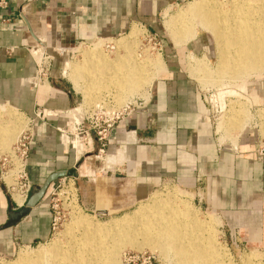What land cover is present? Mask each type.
Wrapping results in <instances>:
<instances>
[{"label":"crops","instance_id":"1","mask_svg":"<svg viewBox=\"0 0 264 264\" xmlns=\"http://www.w3.org/2000/svg\"><path fill=\"white\" fill-rule=\"evenodd\" d=\"M181 1L5 0L6 5L0 6V105L33 119L39 130L26 167L32 188L78 161L73 151L64 153L59 137L69 130L79 107L75 109L77 89L70 79L72 87L64 83L58 59L47 81L35 89L29 86L35 69L31 54L38 56L40 45L57 56L84 43L112 39L130 31L133 24L156 19L161 9ZM174 58L169 56L149 98L109 130L103 149L109 168L96 173L81 164L76 170L73 182L81 205L105 212L97 208L101 193L109 199L103 206L110 208L116 205L110 197L114 191L137 196L157 179L172 177L189 189L203 191L204 204L222 216L229 240L264 250V161L253 154L254 133L243 129L234 144L219 143L204 96ZM249 90L263 101L264 79ZM38 109L39 119L35 117ZM46 112L57 115L46 118ZM93 147L96 151L99 143L90 133L85 148ZM90 176L94 179H87ZM53 185L25 218L0 230V253L12 255L19 244L34 245L49 238L51 215L46 199ZM13 206L0 184V226L9 210L17 211Z\"/></svg>","mask_w":264,"mask_h":264},{"label":"rangeland","instance_id":"2","mask_svg":"<svg viewBox=\"0 0 264 264\" xmlns=\"http://www.w3.org/2000/svg\"><path fill=\"white\" fill-rule=\"evenodd\" d=\"M200 1L201 0H184L177 3H171L161 9L159 15L156 16V19H151L146 24H133L135 26H133L132 28L136 29L137 33H135L133 37H131L133 39L130 38L129 46L130 51L133 52L134 58L141 62L142 59L146 60L147 57H152L154 59L159 55L162 61V69H156L155 67H153V63H148V65L146 64L144 66L145 73L148 75L146 79H150V81H152V85L150 84V86H148V89L144 88L146 85H143L141 88L135 90L134 92H130L127 90L125 91V89L122 91V89L114 87L116 85H113L114 81L109 77L113 74L112 66L114 67L115 65V67H117L119 61L126 56V51L123 50V47L119 46L117 48V46H114L111 42L125 37V35H128L131 30L119 34L116 37H113L112 39L101 38L100 40L95 41L94 43H84L82 45H78L75 48L69 49L70 52L63 53L62 55L56 56L52 54L54 60L50 63L47 73L49 74L53 63L56 61V59H58V67L60 68V70H63L64 73V83H68L66 85H69L70 87L72 86L70 84L69 79L71 78V76L76 75L74 69L78 68L81 65H84L87 62H90L89 59H93L92 61H94L96 65L107 64L111 66L113 64L111 66V69H109V66L107 65H101V68L104 70H102L100 73L83 71L80 75L74 77V80L76 81L75 83L78 85L77 88H79V90H77L78 101L77 105L75 106V109L79 107V111L77 113L73 112L72 117L74 118L71 119V121L73 122V120H75L77 123L80 122V120L87 118L89 122H94L108 114L110 115L112 111L119 113L126 106H128V108L130 109L135 110L136 107H139L149 98L150 90L153 84L157 79L162 76V72L168 65L167 60L172 54L175 56L174 60L176 61V63L179 62L178 64L181 66L185 75L193 83H195V85L201 91L205 100L208 101L209 96H212L211 106L212 104L215 105L212 106V110L208 109V119L213 132H215L216 128L217 136L215 135V138L218 137L220 143H224L226 145H231L232 143L234 144L236 139L235 137H237V135L243 129H247L246 127L251 126V124L248 123H250L253 118V106H255V125H258V127H260L259 134L264 139V129L262 128L261 123L257 122L258 120L264 119V100L261 101V99H259L256 94L252 93V91L249 90L251 84L256 81H260L261 79H264V72H262L263 74L261 73L262 75H256L248 79H237L233 77V75L226 73H218L220 76L219 77L215 71V66L219 50L218 48L220 47L217 46V43L212 34L202 29L198 19L193 20L189 23V25L180 24L176 21L178 20V16L185 15L187 13L190 4H196ZM220 1L223 4L226 3L228 0ZM241 1L255 6L260 5L258 0ZM166 22L170 24L176 23L179 29L183 30L182 33L186 34L183 43H176L172 40L171 35H169L168 32L165 30ZM196 23H198L199 25ZM199 27H201V29ZM96 42H103V44L101 43L100 54H98L97 51L94 50L93 45ZM49 54L51 53L49 52ZM35 58H37V56H35ZM103 58L109 63L103 61ZM189 62L193 63L195 66L196 64H198V67L190 69ZM206 75L207 77H205ZM211 76L214 78H212ZM227 78L230 79L228 80ZM113 79L116 80L117 78L113 77ZM236 80L238 81L236 82ZM83 92H85L87 95H84ZM127 99H131V101H129L128 104H125V101ZM100 105L102 108L98 111L96 107ZM241 105H243V107L240 108ZM244 107L245 110L243 109ZM12 109L13 108L8 105L0 106V131L2 129H10L11 127L13 129L15 128V136H13L12 140L7 143L8 145L5 147V149L1 148L0 146V153H4L9 150L10 146L14 143L17 135L25 125L24 115L20 114L14 109L13 111ZM229 110L234 111L235 113L230 112ZM238 110H240L241 112ZM9 111L15 114L19 118V120H21V124L19 125V127L15 126L16 124H13V122H11V119L8 116ZM231 113H234L236 116L232 115ZM257 117L259 119H257ZM226 118H229L230 120ZM225 119L229 121H226ZM242 123L245 126H242ZM221 128H224V130L219 132V129ZM4 133L5 137H7L6 131ZM1 140L3 139L0 135V143ZM77 141L80 142V144L82 145V153L80 154H78L77 150L74 149V145ZM68 142L72 144L73 150L69 145H67V148L64 150V152H66L65 154L68 155L70 152L73 151L77 160L81 159V164L89 172H91L92 170H96V173H98L97 170L100 168H109V163L108 161L106 162L105 153H98V149L95 151L94 147L86 149L85 142L82 140V138L73 134L72 138L68 139ZM261 161H264V158ZM87 179L94 178L90 176ZM57 181L49 190L46 199L51 219L53 217H57L60 219L57 229L53 232L51 231L49 238L43 243L34 245L19 244L12 255H5L3 253H0V264H6L8 262L17 260L20 256V253L29 256L39 248H50L54 239L58 237H60V243H63L62 246H64L67 240L66 237H68L65 235V233L72 224L71 216L73 215V213H79V216H84L87 219L89 218L88 220L95 223L97 222L98 224H108L113 219H117L122 216L129 217L134 214H137L139 209H147L146 211H151L153 205L160 208L162 204L165 205L164 202L167 205L173 203L172 205H177V207L179 208L182 205L184 206V208L188 207L189 209H191V213L195 216V218H197L198 221L204 224L206 223L207 225L205 226H208L207 233L209 234L208 236V234L206 233L207 236H211V240H213L214 244L217 245V247L215 246V248L218 249L217 251H220V253L223 252L227 255V258L230 259V264H244V259L247 257L251 259V264L264 263V250L256 249L255 247L251 246H239L238 244L234 243L233 240H229L227 238L226 226L222 216L218 212L210 209L206 204H204L202 196L203 191L197 192L194 189H189L187 184H182L181 182H178L172 177H161L157 179L155 184L150 187L147 192L139 193V195L137 196L133 193L130 195L128 192L125 193L122 191H114L110 197L112 199V203H116V205H111L112 207L110 208H108V205L105 207L103 206L105 205V203L107 204L109 199H107V197H105L101 193L99 196H97V208L105 209V212H98L92 207L82 206L80 202L81 199L79 198V192L77 191V189L76 192L72 190L73 188H70V190H68L69 192L66 189L61 190L58 186ZM0 184L3 187L5 197L10 202H12V200L14 199V193L10 191V189H6V187L4 186L3 179L1 177ZM30 193L31 191L29 192L28 197ZM65 194L71 196V202L69 204L65 202ZM129 200H131L130 203ZM170 201L172 202L170 203ZM123 202L125 204H123L122 206H118ZM180 203L182 204L180 205ZM51 205H54L55 209L53 211L51 210ZM148 207H151V209H149ZM13 208L15 207L13 206ZM210 219L212 222L210 221ZM146 237L147 236L142 237L141 235H134L126 244H122L124 245L123 247L122 245H119L122 248H119V250H117L119 251L118 254L114 250V253L118 256H116V258L118 259V264H124L123 258H125V262L130 263V261L135 259L134 257H136L138 253H146L145 257H151V264H173L167 260L170 257L164 259L159 256L158 250L154 249L155 247L153 248L151 244L150 246H148V248H146L149 244L148 242H145V240L147 239ZM131 241L132 243L139 244L141 246L144 242L146 245H143L144 247L142 246L143 249L141 251H136L135 249L130 248L132 247L130 246ZM149 247H152L153 250H151ZM254 254L257 256L256 259L255 257H253ZM123 255H125V257Z\"/></svg>","mask_w":264,"mask_h":264},{"label":"bare ground","instance_id":"3","mask_svg":"<svg viewBox=\"0 0 264 264\" xmlns=\"http://www.w3.org/2000/svg\"><path fill=\"white\" fill-rule=\"evenodd\" d=\"M258 1L260 4L259 6L241 0H228L223 4L220 0H201L199 3L190 4L187 13L178 16V20L176 21L180 24L189 25L190 22L198 19L202 29L212 34L217 46L220 47L218 48L219 50L215 66L217 74L226 73L233 75V77L237 79H248L264 72V0ZM201 27L199 28L201 29ZM165 30L171 35L173 41L176 43H183L186 34L182 33L183 30L179 29L176 23L170 24L166 22ZM135 33H137V30L132 28L128 35L111 42L114 46H117V48L121 46L123 47V50L126 51V56L119 61L117 67H115V65L113 67V64L111 65L113 74L112 76H109L114 81L113 85H116L114 87H118L122 89V91L125 89V91L134 92L143 85H146L144 88L148 89V86H150L152 81L146 79L148 76L145 73L144 66L146 64L153 63V67L156 69H162V61L159 55L154 59L152 57H147L146 60L142 59L141 62L143 65L139 60L134 58L133 52L130 51L129 43L130 38L133 37ZM101 43L103 44V42H96L93 45L94 50L97 51L98 54H100ZM38 49L39 56H37V58L34 57L36 61H39L40 54L44 50L43 45L38 46ZM89 60L90 62L75 68L76 75H73L70 78L77 90H79V88H77L78 85L75 83L76 81L74 80V77L80 75L83 71L100 73L104 70L101 68V65H107H96V63L92 61L93 59ZM102 60L105 61L104 58ZM105 62L107 63L108 61ZM107 66L111 69L110 65ZM189 66L190 69L194 67L197 68L198 64L195 66L193 63L189 62ZM113 77L117 79L114 80ZM205 77H207V75ZM237 81L238 80H236V82ZM83 93L84 95H87L85 92ZM129 101H131V99H127L125 104H128ZM241 107H243V105H241L240 108ZM243 109L245 110V107ZM234 113L231 114L235 115ZM8 116L11 119V122L19 127L21 120H19V118L11 111H9ZM242 126L245 125L242 123ZM14 129L11 127L10 129H2L0 131L1 138L3 139L1 140L0 145L4 149L8 145L7 143H9L13 136H15ZM4 130L7 133V137H5ZM223 130L224 128H221L219 129V132ZM215 134L217 136L216 128ZM217 140L219 142L218 137ZM74 149L77 150L78 154L82 153V145L80 142L77 141L75 143ZM12 176L13 173L8 172L3 178L7 187L13 185ZM12 192L14 193L13 196L15 202L20 204L22 202L20 194L14 190ZM171 202L172 201H170V203ZM164 204L165 205L162 204L160 208L154 205L152 209L151 207H148L151 211L138 208L139 210L137 214L129 217L122 216L113 219L108 224H98L97 222L95 223L88 220L89 218L87 219L84 216H79V213H73L71 216L72 224L65 233L68 237H66L67 240L64 246H62L63 243H60V237H58L54 239L50 248H39L29 256L20 253L17 260L6 264H118V259L116 258L117 255L114 253V250L118 254L119 251L117 250L124 246L122 244H126L134 235H141L142 237L147 236L145 242H148L149 244L146 248L151 244L153 248L155 247L154 249L158 250L159 256L164 259L170 257L167 260L173 264H230V259L227 258V255L223 252L220 253V251H217L218 249L215 248L217 245L211 240V236L208 237V226H205L207 224L198 221L191 213V209L188 207L184 208L183 205L180 209L177 205H172L173 203L167 205L164 202ZM181 204L182 203H180V205ZM119 245H122V247ZM143 245L146 244L143 242ZM130 246H132L130 248H133L136 251H141L144 247L132 243V241ZM152 247L149 248L153 250ZM253 257L256 259L257 256L254 254ZM244 260V264L252 263L250 262L251 259L248 257Z\"/></svg>","mask_w":264,"mask_h":264},{"label":"built area","instance_id":"4","mask_svg":"<svg viewBox=\"0 0 264 264\" xmlns=\"http://www.w3.org/2000/svg\"><path fill=\"white\" fill-rule=\"evenodd\" d=\"M5 0H0V6H5ZM32 55V54H31ZM35 69L33 72L32 78L29 80V86L32 89L37 88L41 83L48 80V68L50 66V63L54 60L53 55L49 54L45 49L41 52L39 61H36L34 57L32 56ZM212 96H209V100L205 103L209 110H212ZM205 99V98H204ZM215 101V100H213ZM142 105V104H141ZM101 105L97 106L96 109L99 111L101 110ZM138 108V107H136ZM253 112V118L250 121L251 126L246 127L248 130L252 131L254 133V148H253V154L259 158L260 160H263L264 158V139L259 134L260 133V127L258 125H255V106L252 107ZM131 112H133V109L128 108V106L124 107L121 112L116 113L114 111L111 112V114L104 116L103 118H99V120H96L94 122H89L87 118L80 120V122H77L73 120L71 127L69 130H66L60 134L59 141L62 145L63 149L65 150L67 145H69L72 148V144L68 142V139H71L73 134L76 136L82 138V140L85 142L86 138L92 133L94 137L96 138L97 142L99 143L98 153L104 152V142L106 141V137L108 135L109 130L112 128L113 124L122 116L128 115ZM41 111L38 109L35 112V117L37 119L40 118ZM46 118L48 117H55L57 113L55 112H46L45 113ZM25 117V116H24ZM25 125L23 126L22 130L17 135L14 143L10 146L9 150L0 153V177L3 179L4 176L8 172H12V180L13 185L10 187H7L4 183V186L6 189H10V191H16L20 194V197L22 199V202L20 204L16 203L14 200H12L14 209L21 208L27 198L28 194L32 189L31 183L29 181L28 173H27V159L29 156V153L31 151L33 141L36 135L39 134V130H36L34 128V120L29 119L27 117L24 118ZM257 119H259L257 117ZM258 123L260 122L262 125V128L264 129V119L258 120ZM260 125V124H259ZM72 128V129H71ZM215 133V132H214ZM216 135V134H215ZM66 153V152H64ZM4 182V181H3ZM58 186L60 189H66L67 191L70 190V188H73L76 192V188L73 182V178H60L57 181ZM58 187V188H59ZM60 190V191H61ZM69 192V191H68ZM65 202L68 204L71 202V196L68 194H65ZM54 205H51V210L53 211ZM60 219L57 217H53L51 219V231L57 229L58 223ZM146 253H138L135 259L130 261V263L125 262V258H123L124 264H151L150 259L151 257H145ZM125 257V255H123Z\"/></svg>","mask_w":264,"mask_h":264},{"label":"water","instance_id":"5","mask_svg":"<svg viewBox=\"0 0 264 264\" xmlns=\"http://www.w3.org/2000/svg\"><path fill=\"white\" fill-rule=\"evenodd\" d=\"M27 27L29 29L30 34L33 36V33L30 30L29 24L26 22ZM82 160L79 159L72 168L65 170V171H57L52 174H50L39 187H33L31 189V193L29 197L27 198L25 204L23 207H21L17 211H11L9 210L7 213V221L0 226V230H4L7 228L12 227L16 223H18L21 219L25 218L30 211L38 205V203L43 199L47 189L49 186L53 183H55L58 179L68 177V178H75L76 177V170L81 165Z\"/></svg>","mask_w":264,"mask_h":264}]
</instances>
